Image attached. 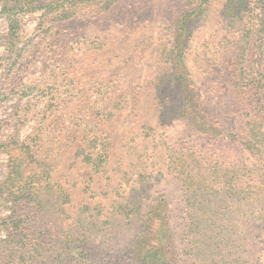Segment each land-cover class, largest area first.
<instances>
[{"label": "trees", "instance_id": "trees-1", "mask_svg": "<svg viewBox=\"0 0 264 264\" xmlns=\"http://www.w3.org/2000/svg\"><path fill=\"white\" fill-rule=\"evenodd\" d=\"M114 1L103 3L99 20L96 13L78 12L79 7L94 6L97 0H0V17L8 25L6 35L0 36L4 47L0 103L38 92L44 99L51 96L52 102L28 139L22 141L15 135L8 144H0L1 149L14 147L21 152V159L11 161L7 179L0 184V200L8 194L14 210L8 239L0 244V264H261L257 232L264 229V0H225L218 15L226 31L221 48L225 49L229 94L238 117L236 133L218 128L208 115L188 65L192 38L212 0H180L176 11L167 3L162 5L165 19L160 26L159 71L150 85L160 124L170 122L168 116L182 117L190 142L167 151V170L180 181L184 193L179 231L172 226L162 196L140 203L149 170L140 148L150 135L136 132L124 147V162H113L117 154L112 122L126 108L128 88L127 92L120 90L119 101L112 98L104 104L107 113H100L103 104L94 114L84 116L67 108L75 103L67 102L70 93L79 87L71 56L82 45L87 49L93 42H103L100 26L107 27L111 21L115 25L118 20L123 23L130 13L127 10L136 8V0ZM37 14L38 39L54 44L47 48L51 70L44 69L43 77L34 80L28 73L40 50H33L31 40L24 41L22 28L25 16ZM139 20L132 17L134 23ZM203 58L212 62L218 57ZM109 93L110 98L115 95L114 90ZM26 117L17 114L6 126L20 124ZM66 117L72 118L74 133L66 144L62 140L57 144L74 150L76 159L92 173L110 170L119 175L122 185L131 187L129 192L118 190L107 214L102 206L88 201L75 204L64 185L53 179L49 160L54 144L50 141L57 131H65L59 125ZM193 136L198 138L196 143ZM229 147L241 153L228 152ZM67 153L64 150L63 157ZM72 203L78 211L70 214ZM140 207L145 210H137ZM57 221L67 226L53 239L49 226L56 227ZM122 228L135 234L127 243H115L120 239L113 235ZM48 254L52 257L47 258Z\"/></svg>", "mask_w": 264, "mask_h": 264}, {"label": "rangeland", "instance_id": "rangeland-1", "mask_svg": "<svg viewBox=\"0 0 264 264\" xmlns=\"http://www.w3.org/2000/svg\"><path fill=\"white\" fill-rule=\"evenodd\" d=\"M108 0H97L94 6L86 5L79 7V13H96L99 20L102 17L101 6ZM136 8H132L128 17L124 22L117 24H107L100 26V30L104 32L103 42H93L87 49L85 45L80 46L77 52L71 56L76 67L75 81L78 83V90L70 93L69 102H75L67 107L75 109L81 116L94 114L96 108L103 107L112 98L119 101L121 95L120 90L127 92L128 103L126 102L123 111L116 114L112 122L116 144L114 145L115 165L122 161V152L127 150L124 148L130 143L135 133L143 131L149 134L144 138L143 148H140L146 154V166L148 170L147 185L145 186L144 198L141 204H148L153 199L162 196L168 204V210L171 216V223L174 229L179 231L182 223L184 202L183 190L180 181L175 179L173 174L167 170L166 165L168 148H179L188 145L189 139L184 133L185 126L182 117H170L171 121L160 124L157 114V102L155 101V92L150 82L155 78L156 72L159 71L158 55L160 52V36L162 29L160 28L165 19V13L162 5L167 3V7L172 6V10L178 9L180 0H136ZM225 0H212L210 11L206 19L201 22L196 30L192 41L191 49L188 53V65L192 72L194 81L197 85L198 92L205 102V108L208 115L214 118V123L218 128H222L229 132L237 131V112L231 100L230 90V72L228 73V64L224 60L221 40L226 35V31L222 28L219 20V12ZM115 3L118 0L114 1ZM120 10L121 4L116 7ZM124 11V12H127ZM114 15V14H113ZM138 16L140 20L137 23L132 22V17ZM99 20H96L98 22ZM39 14L34 16H25L23 18L22 36L24 41H30L33 50L39 49L37 62L30 68L32 78L43 77V70L48 69L50 65V52L47 51L48 46L54 43L43 44L37 37V26ZM135 21V19H134ZM101 24V22H98ZM112 24V25H111ZM110 27V28H109ZM8 25L4 18L0 17V36L6 35ZM2 42V41H0ZM86 46H89L87 43ZM126 51H122L123 49ZM4 54V47L0 46V58ZM218 57L212 62H207L203 57ZM215 61V64H213ZM75 82V83H76ZM70 87L73 86L71 83ZM134 88H133V87ZM74 87V86H73ZM72 87V88H73ZM110 90H114L115 95L110 96ZM54 94V89L50 91ZM135 94V95H133ZM39 92L35 96H29L19 100L12 98L11 100L0 103V144H8L11 138L18 135L20 140L28 139L35 131L38 125L40 115L52 105L51 96L41 98ZM135 96V97H134ZM123 102V101H122ZM96 105L93 112L89 108ZM78 108V109H77ZM75 110H72L75 114ZM70 110V112H72ZM98 113V111L96 112ZM17 114L27 115L20 124L14 122L6 126L12 117ZM72 118L66 117L64 122L61 121L60 129L65 130L59 132L51 138L50 145L53 153L50 154V163L53 166V179L64 185L69 191L75 204L88 201L93 205H100L104 214L110 211L117 199L116 193L121 189L129 192L130 186L122 185L119 175H115L110 170L107 174H94L89 167L82 163V160L76 159L74 150L62 149L63 144H57L62 140L66 144L68 136H73L71 132ZM105 122L102 123V126ZM135 128L136 130H134ZM146 128H149L147 130ZM107 130V129H106ZM141 135V132L139 133ZM124 139V140H123ZM197 137L193 136V143L197 142ZM123 140V141H122ZM147 144V145H146ZM68 153L63 157V153ZM141 150V151H142ZM228 152L240 154L241 150L229 147ZM140 152V151H139ZM138 152V153H139ZM21 152L17 148H0V184H2L10 171V163L12 160H20ZM121 190V192H122ZM6 200H0V244L8 239L9 235V218L13 216V208L6 194ZM78 211V208L72 203L68 211ZM105 210V211H104ZM137 210L143 211L144 207ZM56 227H50L52 238H59V232L62 227L67 226V222H56ZM135 234L134 230L122 228L117 230L113 235L120 239L115 243H127ZM259 238L261 264H264V229L257 232ZM114 242V240H112ZM52 254H48V257ZM47 264H49L47 262Z\"/></svg>", "mask_w": 264, "mask_h": 264}]
</instances>
